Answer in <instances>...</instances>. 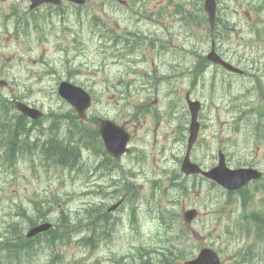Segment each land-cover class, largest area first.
<instances>
[{
    "label": "rangeland",
    "instance_id": "rangeland-1",
    "mask_svg": "<svg viewBox=\"0 0 264 264\" xmlns=\"http://www.w3.org/2000/svg\"><path fill=\"white\" fill-rule=\"evenodd\" d=\"M200 3H202L201 0H170V2L147 0L150 10L165 11L163 24L157 25L146 21L140 13L135 12L136 9L131 12L130 9L121 7L117 0H88L84 7L72 3H63L61 6L43 5L33 11L29 9V0H0V79L8 81L6 86L0 87V96L23 98L44 108L54 105L58 107L57 111H64L63 108L67 109L68 105L58 97L56 84L62 79L75 78L74 81L83 83L81 85L89 90L93 98L95 97L93 116L117 118V115L125 114L126 110L134 112L140 103L151 104L152 111H163L168 101L166 97L168 88L157 92L154 89L158 87L150 83L146 92L143 93L135 86L142 83L138 82V79L144 80L142 78L144 68L137 69L139 72L137 76H128L129 80H133L132 86L130 83L128 85L115 83L118 79L116 77L121 76L119 72H123L125 68L116 63L117 59L112 56V48L104 52L101 34L112 31L118 19H121L123 27L146 26L141 32L144 35L154 32L157 45V48L153 49L149 40L144 41L142 50L146 54L148 70L153 71L158 68L163 73L171 72L178 64L177 57L183 49L178 47L179 41L176 38L171 41L166 39L164 25L177 21L178 16L185 13V23L204 36L201 44L205 47L208 24L200 9ZM262 6H264V0H222L221 14L231 19L235 29L227 37L219 35L217 48L224 57L237 65L249 63L247 65L249 73L246 76H239L218 68L212 69L215 78L211 80L210 72H208L199 81V86L195 87V95L207 103L204 113L206 125L202 130L201 144L196 153V157L205 165L212 164L215 161L216 152L222 149L232 154L233 159L230 163L233 166L237 165V160H248L250 164L264 169V122L252 114H247L249 116L244 118L239 117L241 114L239 107L244 106L245 100L236 102L232 99L233 95L251 89L257 96L260 91L264 93V36L258 37L253 34L259 29H264V10H257ZM254 17H257V20ZM17 19L20 20L19 24L16 22ZM162 46L167 47V51L160 54L158 51ZM139 52L142 53L140 50ZM191 61L192 59L185 63V68L191 66ZM143 82L146 83V81ZM190 82V79L184 80L174 89L178 90L183 97V88H186ZM109 86H117L118 91L110 90ZM51 91L54 92L53 95L50 94ZM147 98L150 99L147 100ZM155 100L157 103L153 104ZM124 104L128 106L124 107ZM237 104L239 107L234 108ZM55 114L59 113L55 112ZM142 117L155 125L157 117L153 122L150 121V114L144 113ZM15 123L17 122L9 121L5 127L7 128L10 124L13 126ZM81 125L80 128H96L91 120L81 121ZM42 126H49L51 130L60 134L66 129L65 124L58 121H46ZM72 127V123L69 122V129ZM165 127L159 130L162 136L169 133V126ZM230 128L233 132L229 131ZM4 130L0 131V135ZM139 138V136L135 138L132 148L138 145ZM73 139L78 138L73 137ZM87 141L91 143L92 139L88 138ZM21 142L27 149L35 147L34 142ZM139 145L145 147L144 141H139ZM165 146L168 149L162 156L160 146L154 148L148 146L149 150L154 151L151 154V160L146 163L138 164L132 154L124 159L128 166L133 167L136 164L137 169L143 167L145 171H148L149 178L140 180L137 178V182L142 184L143 188L135 200L126 207L129 210L134 202L137 203L144 235L141 236L138 231L130 234L129 217H126V211H123L120 214L123 215L124 221L117 224V226L123 225L119 235L110 244L102 246L97 253L87 254L90 261L102 259L105 264L118 260L127 263L136 246L151 243L149 238H145V234L153 231L155 218L152 221L148 216L147 203L152 201L158 192L156 187L162 190L167 188L169 176L175 184L182 182L181 176L175 172L178 171V162L170 156L176 147H170L168 143ZM87 154L86 151V158ZM7 166L0 162V212L9 213L10 217L2 218L0 231H5L6 225L11 220L22 222V217L17 214L23 208H27L29 199L42 202L45 210L51 208L50 216L53 218L61 215L59 206L64 197L58 187L61 178H54L52 173H49L50 168L36 160L33 164L31 155L25 154L17 159L16 167L9 172L3 169ZM164 169H167L166 173L162 172ZM261 180L264 185V178ZM80 187V182H77L76 190H80ZM209 188V184L204 182L196 194L190 195V199L178 197V203L174 206L175 210L182 213L184 206L188 208L191 204H195L198 208L205 207L210 213L213 210L211 205H215V197ZM253 188L252 186L247 188V191L250 190L249 196L252 195ZM66 189L71 190L70 185ZM260 190H256L258 191L256 198L260 193L264 194V186H260ZM223 196L232 200L235 194L229 196L225 192ZM159 198L160 195H157L156 199ZM85 204L95 205L91 196L87 199L75 197L69 202V210L75 211ZM235 208H237L236 205ZM34 213L35 211L28 210L27 217L31 218ZM85 221L87 220L79 221L76 218L73 224L79 226ZM113 222L117 223L115 219ZM224 222L228 220L216 222L215 217L205 216L196 222L191 230L195 232L198 243L212 242L216 245L215 247L222 248L228 262L236 261L235 251L242 248L245 242L235 235L230 236L224 233ZM209 229H217L219 234L214 233L213 236H208L206 232ZM77 248L73 245L62 249L81 256ZM114 254L119 256L110 260ZM257 257L256 253H252L245 264H253ZM130 261L133 262L134 259L130 258ZM151 264H160V262L157 259Z\"/></svg>",
    "mask_w": 264,
    "mask_h": 264
},
{
    "label": "water",
    "instance_id": "water-1",
    "mask_svg": "<svg viewBox=\"0 0 264 264\" xmlns=\"http://www.w3.org/2000/svg\"><path fill=\"white\" fill-rule=\"evenodd\" d=\"M33 1V4H32V7L34 6H37L43 2H53V3H60L61 0H32ZM74 1H77V2H81L82 0H74ZM206 10L209 12L210 15H214V11H215V1L214 0H206ZM214 60L216 62H221L223 63L219 57H215ZM225 64V63H224ZM227 67H229L230 69H233L232 67L228 66L227 64H225ZM71 88L70 85H64L63 88H62V93H64L65 95V91L66 90H69ZM103 133H104V136L106 138V142L107 144H113L115 140L117 139H114L113 137H111L110 134H108L107 130H106V126L103 125ZM251 174H248V175H245L244 178H248Z\"/></svg>",
    "mask_w": 264,
    "mask_h": 264
},
{
    "label": "bare ground",
    "instance_id": "bare-ground-1",
    "mask_svg": "<svg viewBox=\"0 0 264 264\" xmlns=\"http://www.w3.org/2000/svg\"><path fill=\"white\" fill-rule=\"evenodd\" d=\"M16 129H17V128L14 129L13 134L16 133ZM64 151H65V152H64V155H66V156H64V157H65V160H66V162H68L67 164L69 165V148L66 147V149H65ZM62 157H63V156H62ZM71 162H72V161H71ZM97 225H98L100 228H101V227L106 228V227H107V221H106V219H105V218H101V219H100V222H99V223L97 222Z\"/></svg>",
    "mask_w": 264,
    "mask_h": 264
},
{
    "label": "trees",
    "instance_id": "trees-1",
    "mask_svg": "<svg viewBox=\"0 0 264 264\" xmlns=\"http://www.w3.org/2000/svg\"><path fill=\"white\" fill-rule=\"evenodd\" d=\"M65 149H66V148H64V150H65ZM64 152H65V151H64ZM64 152H63V154H62L63 159H65L64 156H66V155H64ZM76 158H77L76 153H75L74 151H72V150L69 148V162H70V164L74 165V163H75V161H76ZM71 161H72V162H71ZM65 162H66V160H65ZM66 163H68V162H66Z\"/></svg>",
    "mask_w": 264,
    "mask_h": 264
}]
</instances>
